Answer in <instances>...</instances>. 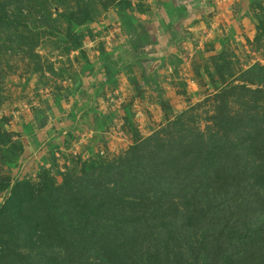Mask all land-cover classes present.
I'll return each instance as SVG.
<instances>
[{
    "label": "rangeland",
    "instance_id": "obj_1",
    "mask_svg": "<svg viewBox=\"0 0 264 264\" xmlns=\"http://www.w3.org/2000/svg\"><path fill=\"white\" fill-rule=\"evenodd\" d=\"M0 264H264V0H0Z\"/></svg>",
    "mask_w": 264,
    "mask_h": 264
},
{
    "label": "built area",
    "instance_id": "obj_2",
    "mask_svg": "<svg viewBox=\"0 0 264 264\" xmlns=\"http://www.w3.org/2000/svg\"><path fill=\"white\" fill-rule=\"evenodd\" d=\"M64 87H68L70 84L64 82ZM105 106H108L109 109H118V104H108L106 102H103L100 107L104 108ZM78 128L80 131H78V137L75 141L71 142L70 148H63L61 146L60 152L63 153L64 158L63 162L70 164L75 160L78 153L80 152V143L81 141H87L88 145L92 143L93 137L97 135V131L92 130L86 123H81L78 125ZM56 156L60 157V153H55ZM61 171H64V167L60 168Z\"/></svg>",
    "mask_w": 264,
    "mask_h": 264
},
{
    "label": "trees",
    "instance_id": "obj_3",
    "mask_svg": "<svg viewBox=\"0 0 264 264\" xmlns=\"http://www.w3.org/2000/svg\"><path fill=\"white\" fill-rule=\"evenodd\" d=\"M140 27H141L142 31L144 32V29H143V27H142V26H140Z\"/></svg>",
    "mask_w": 264,
    "mask_h": 264
}]
</instances>
